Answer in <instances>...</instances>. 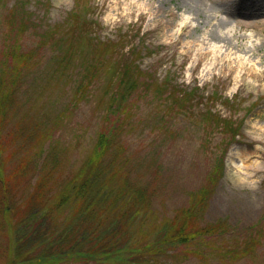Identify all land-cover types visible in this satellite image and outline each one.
I'll return each mask as SVG.
<instances>
[{
	"label": "rangeland",
	"instance_id": "rangeland-1",
	"mask_svg": "<svg viewBox=\"0 0 264 264\" xmlns=\"http://www.w3.org/2000/svg\"><path fill=\"white\" fill-rule=\"evenodd\" d=\"M80 12L113 51L65 28ZM115 130L104 163L119 194L104 203L95 192L87 215L63 205L99 134ZM20 157L54 170L49 203L30 215L35 180L13 167ZM0 165L16 193L6 215L0 185V264L123 262L121 251L94 259L76 242L56 256L78 236L64 235L69 226L121 232L116 242L143 252L132 264H264V0H0ZM94 175L105 188L100 169L86 181ZM135 183L145 209L130 205ZM201 196L194 218L215 231L165 237Z\"/></svg>",
	"mask_w": 264,
	"mask_h": 264
},
{
	"label": "trees",
	"instance_id": "trees-1",
	"mask_svg": "<svg viewBox=\"0 0 264 264\" xmlns=\"http://www.w3.org/2000/svg\"><path fill=\"white\" fill-rule=\"evenodd\" d=\"M83 13L74 14V16L71 17V22L76 23V27L69 29L73 31L75 34L80 35H90V30L95 28V22L92 20H87L85 17L81 18ZM101 47V46H100ZM101 51L104 50V48H100ZM111 51V49L106 48V52ZM18 64H14L13 71L10 73V76L13 75L15 71L19 69L20 66V60L18 58H15L14 61H16ZM124 59V56L121 58ZM128 62V60H126ZM11 86L7 84L6 90H10ZM189 100V99H188ZM117 138L116 130L111 136L106 135L105 133H100L95 146L94 151L92 152L91 156L88 158V160L84 163L83 168L80 170L79 173H77L72 180L67 182L63 186V205L69 204L73 208V211H80L83 215H87L89 213V205H95L97 203V200L94 199V193L97 191H100L102 193V199L101 201H105L104 203H107L109 197L115 198L121 188H119V176L110 177L107 174V166L105 165L104 161L110 156L112 149V142H114ZM52 162L56 163L57 160L55 158H49ZM105 166L103 168L101 166ZM39 165V164H38ZM56 165V164H55ZM1 167V165H0ZM17 170L27 168L32 173L29 175V182H32L33 180V186L32 189L28 195L27 201L25 200L23 204L25 203L26 207L22 210L23 214H31L33 212V209L38 206H43L47 203H49V200H47L45 197L49 194L51 191H55V186L50 187V180L53 177L54 170L49 169L47 162L46 167L39 168L37 164H32L29 158L24 157L17 161V163L13 166ZM101 170L104 172V174L108 177L105 179H102L100 181V184L105 185V188L99 187V180L100 177L98 175H94L91 180L86 181L89 179L92 174L98 170ZM0 174V185L2 188V202L4 206V213L6 215L12 214L14 216L15 214V205L11 208L9 205L11 197H15L16 193H14L9 185H7L6 181L4 180V176ZM38 174V175H36ZM120 175V174H119ZM118 178V179H117ZM73 180H75L73 182ZM64 183V181H63ZM66 188V189H65ZM123 188V186H122ZM131 188V197L129 198L130 205L133 208H139V209H145L144 207L147 206L144 199L141 197V186L138 183H135L130 186ZM205 195V194H202ZM205 199V196H201L199 200L195 202L192 206H190L188 209L185 210L180 220L174 221L170 223V225L167 226V233H165V237L168 238V236L171 238V241L173 242H180V243H188L191 240L195 238H202L206 235H210L215 230V227L212 225H208L206 227H202L197 225L196 219L194 218V209H198L203 201ZM21 204V203H19ZM2 208H0L1 210ZM26 220L23 217V221ZM93 227H85L82 229L83 233H74L73 234V227L69 226V232L65 233V236H69L68 239H71L75 236H77L73 241H66L68 242L66 247L67 250L63 248V243L59 244V249L56 251V256H63L61 252L68 253L70 251V248L72 246V243L76 242V246H79L83 250L90 249V252L87 253V255L91 258H98L97 255L100 253L102 254H108L110 252H122L124 253L125 257L121 264H132L135 262L136 257H131V253L133 251H136L137 253H143L138 248L128 249L125 248L124 244H120L115 241L114 236L120 234L121 232H118L114 234V232L106 233V235L109 236V238H97L95 236V232L92 231ZM264 229L261 230L259 233H263ZM92 239L94 240L92 243L93 246L90 248H83V244H81L82 241ZM63 240H66L64 238ZM86 244V243H84ZM84 252L81 250H75L74 252L70 253V256H84ZM54 257V256H53ZM53 259V258H52ZM34 261L37 262V264L41 263L40 258H34ZM17 262L16 264H18Z\"/></svg>",
	"mask_w": 264,
	"mask_h": 264
}]
</instances>
